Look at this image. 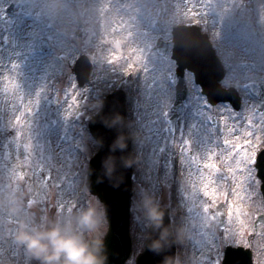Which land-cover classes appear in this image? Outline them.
I'll return each mask as SVG.
<instances>
[{"label":"rangeland","instance_id":"obj_1","mask_svg":"<svg viewBox=\"0 0 264 264\" xmlns=\"http://www.w3.org/2000/svg\"><path fill=\"white\" fill-rule=\"evenodd\" d=\"M240 1L161 0L159 5L156 0H128L119 5L115 0H0V264L28 260L40 264L16 243L21 226L31 229L40 218L45 220L38 224L39 231L54 222L65 234L79 233L85 241L101 238L106 228L102 206L76 190L81 176L61 175L59 167L67 168L63 154L83 161L96 150L82 122L96 113L103 96L117 89L128 74L132 78L121 86L128 98L126 130L133 156L132 258L143 248L151 218L148 210L157 206L172 213L175 264H219L223 246L246 245V237L253 234L252 220L264 213L258 193H241L246 197L243 202L232 183L227 188V176L221 188L223 175L206 173L213 146L225 154L245 134L258 137L250 128H240L247 114L253 125H264V114L251 115L254 87L257 82L264 84V0L259 5L260 0H250L243 11L237 10ZM9 4H13L12 16L4 11ZM155 16L159 22L155 23ZM226 16H236L233 27L226 26ZM190 21L204 26L226 70L222 85L240 90L243 102L237 116L226 106L209 112L198 89L189 84L188 99L178 110L171 133L166 124L175 79L168 75L174 65L168 57L160 62L152 54L147 58L146 45L154 37L152 30L167 40L169 26ZM149 24L159 28L151 29ZM80 54L93 63L90 81L82 89L76 87L71 67ZM124 55L127 59L120 63L118 58L124 60ZM243 84L249 86L242 89ZM38 95L44 96V102ZM212 114L217 122L213 130L206 123ZM75 122L73 134L68 129ZM74 142L80 149L68 150ZM48 145L55 151L53 156ZM247 155L244 149L239 153L245 159ZM47 165H55L58 174L40 187ZM23 170L30 176H23ZM238 178L236 173L233 180ZM226 195L227 221L225 230H220L210 211ZM90 207L97 209L91 231L78 222L80 213ZM254 235V263L264 264V227L259 226ZM132 258L127 264H133Z\"/></svg>","mask_w":264,"mask_h":264},{"label":"water","instance_id":"obj_2","mask_svg":"<svg viewBox=\"0 0 264 264\" xmlns=\"http://www.w3.org/2000/svg\"><path fill=\"white\" fill-rule=\"evenodd\" d=\"M200 48V47H199ZM193 46L197 55L193 56V62L189 61L188 54H183L178 58L179 70L183 68L198 70L196 60L209 55L208 61L204 59L200 70L218 66L212 56V52L200 51ZM177 58V57H176ZM219 67V66H218ZM178 70V71H179ZM222 73L213 77L211 84L220 79ZM78 77L79 84L84 79ZM217 89V88H216ZM206 94V90L204 91ZM208 95V94H207ZM109 97L104 109L90 123V130L94 139L101 145V151L92 159L88 171L87 186L93 194H96L100 201L105 205L108 230L102 244V254L106 257L104 264H124L130 254V239L128 235V178H129V159L127 148L122 139L124 126V104L123 97ZM261 177L264 181V168H261ZM264 193V182L262 186ZM165 213L159 212L155 218L154 225L149 229L150 236L146 242L144 253L140 254L136 260L137 264H172L174 258L173 242L170 239L168 219L162 218ZM93 244V243H91ZM222 264H251L248 252L240 249L226 251Z\"/></svg>","mask_w":264,"mask_h":264},{"label":"clouds","instance_id":"obj_3","mask_svg":"<svg viewBox=\"0 0 264 264\" xmlns=\"http://www.w3.org/2000/svg\"><path fill=\"white\" fill-rule=\"evenodd\" d=\"M148 213L150 217L159 215L155 208H149ZM96 215V208H87L80 213L78 222L91 231ZM17 235L40 264H104L106 259L99 241L89 244L79 233L65 234L57 226L44 231H30L22 225Z\"/></svg>","mask_w":264,"mask_h":264}]
</instances>
